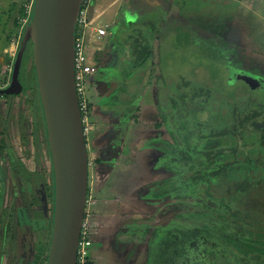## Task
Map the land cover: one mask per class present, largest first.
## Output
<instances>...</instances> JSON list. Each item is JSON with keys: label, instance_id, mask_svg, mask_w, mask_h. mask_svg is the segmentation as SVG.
<instances>
[{"label": "rangeland", "instance_id": "374dc122", "mask_svg": "<svg viewBox=\"0 0 264 264\" xmlns=\"http://www.w3.org/2000/svg\"><path fill=\"white\" fill-rule=\"evenodd\" d=\"M185 1L190 4L187 5L185 11L182 10L183 13L188 12V14L182 15L187 22L185 29L175 28V35H170L174 42L171 47L173 48V55L170 53L163 55L164 58L173 61L172 66L171 64L165 66L170 75L168 79L165 76V81L169 83L165 85V91L161 93H142L145 95L143 102L149 106L141 117L148 122L147 125L149 126L146 130L150 132V135L155 130V134L158 135L156 139H169L170 136L177 143L181 141L180 136H187L194 143L198 131L202 134L213 132L215 135L218 133L217 131L223 130L224 136L221 139L199 137L202 145L206 142H209L212 147L224 145V151L226 147L236 142L238 145L237 154L244 155L253 139L246 130H253L256 125L264 124V0H227V3H224L226 0H222V3L213 0L210 9L205 8L210 6L203 0ZM182 2L184 1L182 0ZM194 3L195 8L193 7ZM177 31L179 33L185 31L186 33L184 36L176 35ZM154 35V33L149 35V42ZM161 36H165V34ZM212 40L216 42L214 47L218 46L221 50L210 47L213 46ZM147 44L152 49V44ZM135 45L136 42H133L130 46L135 48ZM224 45L228 47L225 48ZM162 52L163 48L160 49L157 44L147 59L154 61V69L156 70L163 69L159 64ZM24 59L19 77L23 87L21 93L9 97L0 95V130L3 126L2 119L6 118L5 129L9 140V148L3 150L2 154L0 150V241H4L0 246V264H31L35 234L28 228L30 227L29 224L32 225L33 220L48 219L51 214L50 200L47 201V205L42 204L39 187L40 185L43 189L44 184H48L50 180L48 157L44 155L45 161L41 162V167L38 166L33 157L35 150L32 137L34 119L30 100L35 97V78L29 48L26 49ZM178 73L183 79L181 84L176 83ZM185 76H189V78ZM146 86L151 88L153 84L147 83ZM182 87H186V89H182V93H177V90ZM167 97L170 102L174 103V111H176L172 120L167 116L168 119L162 121L163 114L159 112V107L168 106L165 101ZM234 100L241 103L234 104ZM83 101L86 110L92 102V95L88 93L87 88ZM201 102H206V104ZM198 103L200 105H197ZM179 106H188L191 111L194 109L195 114L189 117L184 116L182 111L180 114ZM253 111H255L254 114ZM159 120L163 124L161 127ZM196 122L199 123L198 129ZM155 123H157L156 127H154ZM180 123L185 128L178 129ZM85 127L90 157L88 206L93 205L99 197L104 199L108 197L105 192L95 193L96 188H99L100 185L107 187L116 184L118 187L121 186L118 194L126 193L128 197L135 196L136 192L143 188L141 197L143 202L147 201L148 204L131 201L128 202L129 204H124L122 210L130 212V217H132L131 213H134L143 216V218L155 217L156 212L159 211V215L152 222L153 228L150 226L149 230L145 229V232H150L153 236L154 231L165 226L195 229L205 222L201 214L211 212L207 207L201 208L202 199H177L176 196L164 199L165 195H162V188H158L160 186L154 189L150 188V185L154 183H147L152 181L156 174H160L150 165L153 161L150 155L139 158V165L132 169L133 174L130 169L127 170L128 173L124 170H118L114 177L107 176L108 170L94 175L92 171L96 159H100L102 163L109 166L116 161L130 159L132 154L129 153L130 146L122 142V138L111 136V133L108 132L111 127H104L100 130L98 127L93 128L89 121ZM92 130L95 133L93 131V134H90ZM228 130L238 134V138L230 132L226 133ZM243 130L245 131L243 132ZM36 134L39 135L40 133ZM1 138L0 131V141ZM142 138L143 136L136 141L139 142ZM39 139L41 141V135H39ZM126 151L129 153L128 156L124 154ZM254 152L256 154L253 153L252 156L262 157L264 155L263 152L256 149ZM227 156L228 158L231 157L229 150H226L221 159ZM23 171L25 176L22 175ZM30 173H34L32 177L29 176ZM124 173L127 175L123 178ZM235 176L237 178V175ZM259 182L260 184L254 186V189L247 194H241L242 199H238L235 205L241 206L244 220H247L248 216H251L250 218L254 221L259 218L262 223L259 226L261 231L264 230V208L260 207L261 205L264 206V179L260 178ZM218 186L214 189L215 193H221L229 199L235 195L238 180L230 181L226 178L224 183H220ZM97 194L101 195L98 197ZM214 201L207 199L205 202L207 206L214 207L217 202L215 201L214 204ZM255 204L257 205L255 206ZM13 206L18 207V210H12ZM4 210L6 211L4 212ZM108 210L109 213H113L115 209L110 207ZM8 213L12 214L14 223L18 222V229H14L16 238L12 241L10 239L4 240L6 237V225L4 223L8 219ZM254 213H259L258 218ZM123 218L121 214L115 212L114 215L107 217V222L113 223L115 220H123ZM29 219V224H27L26 221ZM228 220L232 227L235 226L241 231L244 230L245 236L250 235L249 231L246 230L251 226L250 222L243 220L244 223L241 225L238 218L228 217ZM97 225L98 222L93 221L89 213L84 222V236L86 235L88 238V236L93 235L94 240H96ZM114 242L116 241L114 240ZM111 245L104 247L110 251ZM94 246L96 245L93 241L91 251ZM133 248L136 249L137 247L129 243L127 248L120 242V250L124 253H130ZM101 264L108 263L101 261ZM149 264H155V261L150 260Z\"/></svg>", "mask_w": 264, "mask_h": 264}, {"label": "trees", "instance_id": "16d2710c", "mask_svg": "<svg viewBox=\"0 0 264 264\" xmlns=\"http://www.w3.org/2000/svg\"><path fill=\"white\" fill-rule=\"evenodd\" d=\"M23 3L25 2L24 1L21 2V4ZM33 4H34V0L32 3V9L29 20L32 16ZM17 10H18V15L16 16L15 19L16 33L9 35V37H11L12 35H17L19 19L26 15L25 13L26 10L24 6L21 5L20 7L17 8ZM23 32L24 29L20 34V40L22 38ZM79 33H80V29L77 28L75 32V36H78ZM212 43L213 46L210 47H212L213 49L216 48L217 50H221L218 46L214 47V45H216L215 44L216 42L212 40ZM19 47H20V42L17 46V50L14 56L15 58L19 51ZM169 47H172V45H169ZM223 47L226 46L224 45ZM27 48H29L30 52L32 51L31 42L27 44L26 49ZM26 49H25V53H26ZM136 50L137 48L135 47L134 52H137ZM151 52L152 49H150L149 45L142 47L140 56L139 58L137 57L138 63L141 65L140 67L144 66L147 59L151 56ZM210 52H212V50H210ZM25 53L21 61L20 69L25 60L24 59ZM166 53H170L172 55L173 48L172 49L170 48L169 52ZM15 58L13 64L15 62ZM31 60H32V52H31ZM12 69H13V65H12ZM19 77H20V70H19ZM34 91H35L34 93L35 97H32L30 100L32 106V117L34 119L33 120L34 133H32V137H33V142L35 143V150L33 157L39 167L42 166L41 162L45 161L44 155L48 157L50 180L48 184H44L43 189L41 188L40 185L39 187L41 189L40 197H42V204L45 206L47 205V201L50 200L51 214L48 219L33 220L32 225H30L31 223L29 224L30 219L26 222L30 226L28 228H30L35 234V240L33 241V255L31 256V264H45L50 246L51 228H52L53 178H52V171L49 160V149L46 141L45 124L41 111V106L39 103V97L37 94L36 81H35ZM116 95H118L117 97L120 100L115 98L116 99L114 100L115 103H118L122 108L125 107L126 103H119V102L121 101L125 102V98L127 97L126 95H128V93H115V96ZM124 96L126 97L123 98ZM165 101L166 104H168V106L164 107L166 110H162L163 108H160V112L162 111L163 114L161 120L163 121L165 119H168L167 116L172 120L174 113L176 111V110L174 111L175 109L174 103L170 102L168 97L165 99ZM237 102L241 103L238 100L236 102L234 100V104H236ZM203 104L205 105L206 102H204ZM197 105H200V103H198ZM188 106H184V107L179 106L180 114L182 111L183 112L182 115L184 116L189 117L190 115H194L195 114L194 109L191 111V109L188 108ZM81 112H82V116H84V114H87L88 121L90 122V124H92L93 122L91 118L95 114L91 109V104L88 105L86 110L84 111L82 110ZM254 113L255 111H253V114ZM2 120H3V126L0 130L2 134V138L0 141L1 154L3 153V150L9 148L8 135L5 129L6 118L5 119L3 118ZM83 126L85 128V123L83 124ZM198 127H199V123L196 122V128L198 129ZM183 128H185V126L184 125L181 126L180 123L178 129H183ZM93 131L94 130H92L90 134H93ZM244 131L245 130H243V132ZM246 131L249 133V136L252 135L253 139L251 138L252 144L249 145L250 147H248L247 152L241 156L240 154H237L238 145L236 142L235 144L226 147L224 151H223L224 145L212 147L210 146L209 142L208 143L206 142L204 145H202L201 139H199V137H206V138L214 137L221 139L224 136L222 134L223 130L217 131L218 133H216L215 135L213 134V132H209V134L207 133L202 134L198 131L195 139L196 142L194 143H192V140L188 139L187 136H180L181 141L179 143H177L175 139L169 136V139L151 138L145 143V145H143L144 149L146 150L150 149L149 155L153 160L150 165L154 170H158V172L160 173V174H156L153 180L147 183V184H151V182L154 183L153 185L152 184L150 185L151 186L150 188L154 189L155 187L160 186L158 188H162V193H163L162 195H165L164 199L172 196H176L177 199L178 198L202 199L203 202L201 203L202 206L201 208L207 207L208 210L211 212L208 214H204V213L201 214L202 218L205 219V222L202 223L201 226L198 228L183 229L179 226H174V227L165 226L162 227L161 229L159 228L158 230L154 231V236L155 237L157 236L158 238L157 242L154 243L155 244L157 243L156 246L159 247L158 250L159 256L151 260V261H155V264H264V236H262L264 235V230L263 229L261 231L259 230V226L262 224L258 218L259 213L258 214L254 213V215H257L258 218L256 219V221H254V219L252 220L250 218L251 216H248L247 220H244L242 214L243 210L241 206H239V204L235 205V203L238 202V199H242L241 194L244 193L247 194L249 191L254 189V186L260 184L259 182L260 178H262V180L264 179V155L262 157L252 156L253 153H255L254 152L255 149L257 151H261L264 153V124L256 125L253 130L249 129ZM113 132L114 130L112 131V133ZM229 132L232 133L234 137L238 138L237 136L238 134L233 133L232 131L229 130L226 133ZM36 133H40L39 135H41L42 137L41 141L39 139V135H37ZM85 138H86V143H88L87 136H85ZM222 141L223 143H225L223 139ZM208 144L210 148L208 147ZM226 150L230 151L231 157L228 158L227 156L221 159V156L225 155ZM88 163H90L89 148H88ZM124 167L125 166L115 168L112 166V164L106 166L104 163L101 162L100 159H96L93 165L92 172L94 175H96L97 173H104L107 170L113 169L114 172H112L110 175L114 177L115 173L118 170H122ZM131 172L133 174L132 169ZM127 173L126 174L124 173L125 175L123 176V178L126 177ZM33 174L34 173H30L29 176L32 177ZM22 175L25 176L24 171L22 172ZM235 175H237L238 179L236 178ZM256 177L257 179H255ZM226 178L230 181L238 180V187L236 189L235 195H233V197H230L229 199L228 197L227 198L224 197L221 193H215L216 191L214 190L215 187H219L218 185L220 183H224V180ZM216 179H218L219 181H217ZM89 180L90 178L88 175L87 200L89 198V192H90ZM117 188L120 191L121 186L119 187L117 186ZM142 190L143 188L138 192H136L135 196H133L134 198L130 197L133 198V200H131L132 202L137 201V203L139 204L142 203L148 204L147 201L143 202V199L141 197ZM101 191L102 192L106 191V189L105 191L103 190V185H100L99 188L95 189V193ZM106 193L108 197L112 196V194H109L108 191H106ZM116 194H118V192ZM121 197L125 199H130L127 198L128 194L126 193H123ZM125 199H122L121 201L117 202L114 200L103 201L100 198L97 199L93 205L88 206V204H86L83 221L87 219L89 213L93 221L94 220L97 221V219L99 217L101 218L102 216L108 217L109 215H114L115 212H117V214H121L124 217L123 219L128 218L130 216L129 215L130 212H124L122 208L124 207L123 206L124 204H129L128 202L131 201ZM207 199L211 201L213 200L217 201L216 204L215 201L213 202L215 204L214 207L207 206L205 202ZM139 204H131V205H139ZM256 205L257 204H255V206ZM110 207L115 209L113 213H109L108 208ZM260 207L264 208L263 205H261ZM12 210H18V207L13 206ZM5 211L6 210H4V212ZM160 212L163 213L162 211ZM131 214L133 215L134 213ZM135 215L138 216V214ZM158 215H159V211L156 212L155 217L150 216V217H146V219L152 220L156 218ZM7 217L8 219H6L4 223V225H6L5 226L6 237L4 240L10 239L12 241V239L16 238V231L14 229L15 228L18 229L17 227L18 222L14 223L12 221L11 213H8ZM228 217H231L232 219L238 218V222H240L241 225L242 223H244V221L250 222L251 226L249 227V229L245 228L247 231H249L250 235L245 236L244 230L241 231L239 230V228L235 226L232 227V225H230L229 223ZM101 229L102 228H96V232L97 230L101 231ZM106 229L107 231L112 230L113 235L116 237L117 235H119L120 231H118L116 226L111 227L110 230L109 227H106ZM228 229H230V231H228ZM87 239L89 242L87 247L88 252H87L86 261L83 264H101L99 262H95L92 259L93 250L91 251V243L94 241L93 235L90 237L88 236ZM3 242H4L3 240L0 241V246ZM149 244H151V242ZM161 251H163L162 255H160ZM149 263H150V259L147 260V264ZM77 264L80 263L78 262Z\"/></svg>", "mask_w": 264, "mask_h": 264}, {"label": "crops", "instance_id": "0c3cea01", "mask_svg": "<svg viewBox=\"0 0 264 264\" xmlns=\"http://www.w3.org/2000/svg\"><path fill=\"white\" fill-rule=\"evenodd\" d=\"M23 1L25 3L21 4ZM23 1L0 0V82L8 75L7 66L11 61L13 63L15 57L12 55H15L17 50V46L10 45L7 42L9 35L16 33L15 19L18 15L17 8L21 5H28L31 0ZM183 1L94 0L92 3L90 9L91 23L85 31L86 52L95 67V73L89 77L87 87L88 93L92 95V102L90 104L95 114L91 118L93 122L91 126L93 128L98 127L100 130L104 127H111L108 131L111 133V136L122 138L121 141L130 146L129 153L132 154L130 159H123L124 161L118 159L119 161H116L122 163H112V166L115 168L125 166L123 169L127 171L138 166L140 162L139 158L148 156L150 151V149H144L143 145L149 139H153L154 136L155 139L158 137L155 134V130L151 133V135L155 134L154 136H151L150 132H147L148 122L141 117L147 111V106H149V104L146 105L143 102L145 95L142 93H161L165 91V85L169 83L165 81V76L167 79L170 76L165 66L168 64L172 66L173 61L164 58L163 55L169 52L171 48L169 45L174 43L170 35H175V28L185 29L187 22L182 15L188 14V12L183 13L182 10L184 9L185 11L187 5L190 4L185 0ZM203 1L210 6L205 8L210 9L213 0ZM218 1L222 3V0ZM224 3H227V0ZM193 7H196L195 3ZM100 27H106V34L98 38L96 30ZM151 33L155 35L151 37V41L149 42V35ZM185 33V31H182L176 33V35L184 36ZM164 34L165 36H161ZM133 42H136L135 47L137 48V52H134V47L130 46ZM147 43L152 44V49L157 44L160 49L163 48L159 61L163 69H154L155 63L152 59L145 62L144 65L146 67H140L141 65L138 63L137 57L139 58L142 47L148 45ZM225 46L228 47L227 45ZM185 77L189 78V76ZM182 81L181 74L178 73L176 75V83L181 84ZM147 83H152L153 86L148 88L146 86ZM182 89H186V87L178 89L177 93H182ZM115 93H128L127 97H123H126L125 102H119L126 103L125 107L122 108L118 103H115V98L119 99L118 95L115 96ZM171 97L174 98L172 95ZM162 110L166 109L163 108ZM160 113L162 114V111ZM159 124L160 127L161 125L163 126L160 121ZM156 126L157 123L154 124V127ZM113 130L114 132L112 133ZM142 136L143 138L139 142L136 141ZM148 136L151 137L144 139ZM129 153L127 151L124 152L126 156ZM108 172L107 176L114 172V170L111 169ZM105 189L112 196L104 199L99 197L101 194H97L99 199L117 202L125 199L121 197L122 195L116 194L119 192L116 185L103 186L104 191ZM133 198L125 200L131 201ZM97 221L98 227L96 228L102 229L101 231L97 230V239L94 240L96 246L93 249L92 259L95 262L101 263V261H105L108 264H147L148 259L152 260L159 256V247L156 246L157 243H154L158 240L157 236L155 237L150 232H145V229L149 230L148 228L152 227L154 219L147 220L141 215L136 216L133 214L132 217L129 216L120 221L115 220L113 223L107 222L108 219L105 216L99 217ZM110 226H116L118 231H120L117 237L113 235ZM106 227H109L110 231H107ZM119 241L126 245L127 248L129 243L135 245L137 248L131 249L130 253H124L120 250ZM150 242L151 244H149ZM111 243L115 244L111 245ZM105 245H111V250H106ZM162 254L163 251H161L160 255Z\"/></svg>", "mask_w": 264, "mask_h": 264}, {"label": "water", "instance_id": "95a60500", "mask_svg": "<svg viewBox=\"0 0 264 264\" xmlns=\"http://www.w3.org/2000/svg\"><path fill=\"white\" fill-rule=\"evenodd\" d=\"M83 0H34L6 88L22 91L19 70L26 46L45 124L53 178L52 228L45 264H77L88 188V148L76 91L75 32Z\"/></svg>", "mask_w": 264, "mask_h": 264}, {"label": "built area", "instance_id": "2783aa9c", "mask_svg": "<svg viewBox=\"0 0 264 264\" xmlns=\"http://www.w3.org/2000/svg\"><path fill=\"white\" fill-rule=\"evenodd\" d=\"M94 0H83L81 5V10L78 15L77 20V28L80 29V33L78 36H75V61H74V73H75V84H76V91L77 96L79 99V104L81 111L85 110L84 107V97L86 93V88L88 87L89 77L95 73V67L93 66L92 62L90 61V57L86 52V42H85V31L87 27L90 25V9L92 7V3ZM33 0L30 1L28 5H25V13L26 15L19 19V26H18V33L17 35H12L8 38V42L10 45L18 46L20 42V34L23 29H25L26 25L29 22V17L31 14ZM97 37L101 38L106 34V27H100L96 30ZM12 56H15L14 54ZM12 61L7 66L8 68V75L3 78L2 82H0V89L6 88L11 79L12 73ZM83 124L85 126L88 121L87 114L82 116ZM84 133H86V127L84 128ZM88 203V200L86 204ZM84 222H82L81 226V233L77 247V263L83 264L86 261L87 252H88V239L85 234L84 229Z\"/></svg>", "mask_w": 264, "mask_h": 264}]
</instances>
